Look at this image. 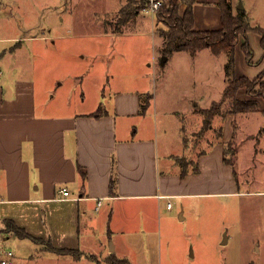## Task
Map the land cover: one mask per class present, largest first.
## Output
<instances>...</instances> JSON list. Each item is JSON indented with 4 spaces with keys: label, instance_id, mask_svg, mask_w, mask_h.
<instances>
[{
    "label": "crops",
    "instance_id": "obj_1",
    "mask_svg": "<svg viewBox=\"0 0 264 264\" xmlns=\"http://www.w3.org/2000/svg\"><path fill=\"white\" fill-rule=\"evenodd\" d=\"M140 1L125 0L127 5L132 4L130 14L123 16L120 27L115 30L122 37L144 35L128 32L146 20L143 12L150 11L137 10ZM221 1L196 0L193 7L196 31L222 29ZM226 1L232 5L235 15L244 11L252 27H264V0ZM240 5L243 10L239 9ZM186 8L184 4L182 14ZM160 24L154 14L151 28ZM108 31L102 37L114 32ZM160 31H156L159 45L153 49L154 67L157 60L160 63V58L166 56L165 38ZM248 39L257 65L248 64L242 49L246 38L242 36L235 49V75L255 79L264 70V49L260 34L249 32ZM21 41L42 40L32 36ZM5 43L6 39L0 40V240L4 234L2 220L10 219L31 236L50 241L57 249L78 251V257L51 252L71 256L73 259L69 262L83 264L86 257L98 264L100 257L108 262L114 254L130 264H201V252L193 248L198 236L193 226L195 201L210 195L242 193L239 184L235 186L230 179L235 174V165L225 157L226 146L234 140L238 127L234 125V132L231 130L228 135L229 127L226 129L225 124L232 126L240 117L262 114L230 113L228 110L226 114L225 110L226 115L216 116L211 125V128L219 127V140L206 141L204 151L198 149L197 160L194 158L196 143H203L204 138L199 140L188 135L185 116L196 115L207 108H201L195 92L186 90L189 84L186 81L192 80L194 84L197 81L204 90H210L212 77L220 70L217 59L222 54H214L210 49H201L195 56L186 50L174 51L164 66H156L154 94L131 87L132 84L138 86L143 75L138 71L134 73L136 69L129 67V72H133L130 76L119 73L118 90L109 97L98 93L96 100L100 105L95 109L80 113L74 109L64 111L66 104L61 102L56 106L61 110L48 113L51 106L36 101L37 87L31 78V67L14 62L12 54L21 48L20 44L13 49ZM174 54L182 55L184 61L170 71L167 66ZM216 63L219 66H215ZM223 65L221 71L226 76V63ZM175 77L183 78L186 83L176 86ZM148 95L152 99L141 113V105ZM163 95L174 100L183 98L187 102L164 108V113L173 114L182 124L173 141L165 142L163 138L157 142L156 135L152 134L157 130V123L155 121L153 129L146 119L152 108L156 120L158 97ZM237 95L240 100L253 99L245 89L239 90ZM260 103L264 109V100L260 99ZM103 105L106 107L102 108ZM135 119L137 123L129 122ZM203 121L204 115L189 120V125L200 122L202 127ZM238 149L237 153L241 148ZM179 158L188 160L186 176L181 174L183 167ZM82 169L86 178L81 176ZM60 190H67L69 196L61 199ZM256 193L264 196V191ZM99 200L102 205L98 207ZM94 212H100L99 216H93ZM82 217L87 223L84 232ZM258 218L264 224L263 217ZM98 220L104 227L105 241L96 242L97 226L93 224ZM5 235L3 239L7 243L8 238L14 236ZM23 239L41 250L45 248L43 244ZM108 241L113 242V252H107Z\"/></svg>",
    "mask_w": 264,
    "mask_h": 264
},
{
    "label": "rangeland",
    "instance_id": "obj_2",
    "mask_svg": "<svg viewBox=\"0 0 264 264\" xmlns=\"http://www.w3.org/2000/svg\"><path fill=\"white\" fill-rule=\"evenodd\" d=\"M127 4L125 0H0V40L6 39V46L13 49L20 44L21 48L12 54L14 62L31 67V78L37 87L36 101L50 105L48 113L61 110L56 108L61 102L66 104L64 111L74 109L80 113L95 109L100 105L96 100L98 93L109 97L110 93L118 90L117 87L121 85L118 80L119 73L130 76L133 72H141L143 78L139 85L132 84L131 87L155 93L154 73L155 69L161 66L162 58L160 63L157 60L154 67L153 49L156 44L159 45L157 32L166 27L161 23L157 28L155 25L151 28L154 14L146 11L142 13L146 15V20L138 24L139 27L128 31L144 35L122 37L115 30L120 27V20L127 17L126 13L132 5ZM139 6L136 5L137 10ZM106 30L114 32L109 37H102L109 32ZM154 34L156 36H153ZM32 36L42 41H21ZM43 37L45 39H42ZM173 56L167 66L170 71L184 61L180 54ZM228 59L227 54H222L217 59L220 70H216L212 77L213 85L210 90H204L197 81L195 84L192 80L186 81L189 83L186 90L198 95L201 108H210L222 100L228 82L221 70ZM147 62L151 66H146ZM219 65L216 63L215 66ZM129 67L135 68L136 71L129 72ZM174 82L179 86L180 82L185 80L175 77ZM251 96L253 99L241 101H258L261 106L260 99H263ZM158 98L159 115L155 120L150 108L146 121L153 129L156 121L157 130H153L152 134L156 135L154 138L157 142H161L163 138L165 142L173 141L175 132L182 123L173 114L164 113V108L177 104L185 105L187 101L183 98L169 99L165 95ZM230 109L228 102L227 105H222L224 112ZM203 115L187 114L184 122L188 135L199 140L204 138L203 143H196V160V155L200 153L198 149L204 151L207 142L219 140L220 136L219 127L205 128L203 124L201 127L200 122L195 124V121L189 125V120ZM129 122L138 121L135 119ZM218 122L219 120L215 124ZM225 125L226 129L229 127L228 135H231V130L234 132V125L238 127L234 140L226 146L225 157L235 165V174H232L230 179L235 186L239 184L242 193L210 195L195 201L193 226L196 231L194 234L198 236L193 248L201 252V264H264V224H261L258 218L263 217L264 222V196L256 193L264 191V136L260 135L264 134L260 132L264 130V115L254 113L248 118L240 117L232 126ZM249 136L252 137L247 138ZM239 147L241 149L237 153ZM160 158L162 159L161 154ZM185 163L187 164L188 160ZM93 214L99 216L100 212ZM82 223L84 232L87 223L83 217ZM95 225L98 235V238L95 237L96 242L105 241L104 227L100 226L99 220L93 224ZM5 236L4 233L0 240L2 247L6 251L14 252L17 264H81L69 262L73 259L71 256L52 254L45 248L41 250V247L26 239L20 240L10 236L7 243L3 239ZM112 243L108 241L107 252L112 250ZM99 261L98 264H109L101 257ZM83 264L97 263L85 257Z\"/></svg>",
    "mask_w": 264,
    "mask_h": 264
},
{
    "label": "trees",
    "instance_id": "obj_3",
    "mask_svg": "<svg viewBox=\"0 0 264 264\" xmlns=\"http://www.w3.org/2000/svg\"><path fill=\"white\" fill-rule=\"evenodd\" d=\"M162 1V7L156 13L157 21L164 24L166 30H161V36L165 38L164 52L169 56L174 51H189L192 55H196L201 49H210L214 54H227L229 56L226 63L225 71L228 80V85L223 92V98L220 102L214 103L210 108L200 111L204 114L203 127L211 128L213 120L218 115H226L222 110V105L230 104V113H249L260 112L264 115V109L261 108L258 101L242 102L238 98V91L245 89L247 94L255 95L264 100V70L255 79H247L245 77H237L235 75V54L236 47L240 42L241 37H245L246 41L242 45L245 52L246 60L250 65H257L254 61L255 52L252 49L248 39L249 32H256L261 36V46L264 49V27H252L246 18L244 11L234 14L233 7L226 0L220 2L223 9V27L215 31H196L194 29L193 7L196 0H158ZM150 0H141L139 10L149 8ZM187 5V8L182 14V6ZM126 9V7L124 8ZM128 9V7H127ZM130 14V12H127ZM141 105V113L148 108L151 96L145 97ZM264 133V130L261 131ZM183 167L182 176H186L188 163L186 158H179ZM114 161V159H113ZM115 164V163H114ZM197 170V168H196ZM81 176L86 178L84 169L81 171ZM115 179L112 182V188ZM4 227L2 232L12 234L19 239L27 238L35 243L43 244L45 249L50 252H55L60 255L72 254L75 257L79 256L78 251L61 250L53 246L50 241L42 238L31 236L24 228H20L13 220L7 219L2 222ZM109 264H130L127 259H120L112 254L108 258Z\"/></svg>",
    "mask_w": 264,
    "mask_h": 264
},
{
    "label": "built area",
    "instance_id": "obj_4",
    "mask_svg": "<svg viewBox=\"0 0 264 264\" xmlns=\"http://www.w3.org/2000/svg\"><path fill=\"white\" fill-rule=\"evenodd\" d=\"M162 1L158 0H150L149 4V10L153 14H156L158 10L162 7ZM2 72H0L1 76ZM61 193V199H66L69 196V192L67 190H60ZM102 205V200H99L98 207ZM170 207H172L171 204H168ZM0 264H16L15 262V256L14 252L12 250L6 251L2 247L0 248Z\"/></svg>",
    "mask_w": 264,
    "mask_h": 264
},
{
    "label": "water",
    "instance_id": "obj_5",
    "mask_svg": "<svg viewBox=\"0 0 264 264\" xmlns=\"http://www.w3.org/2000/svg\"><path fill=\"white\" fill-rule=\"evenodd\" d=\"M239 9L243 10V5H240ZM167 61H168V56H163L162 59H161V65L164 66L167 63ZM111 251L113 252L114 249L112 248Z\"/></svg>",
    "mask_w": 264,
    "mask_h": 264
}]
</instances>
